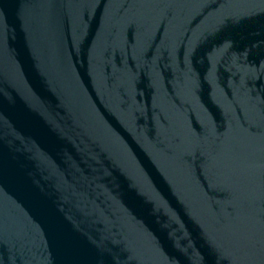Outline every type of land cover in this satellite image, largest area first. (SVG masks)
Segmentation results:
<instances>
[{"label":"water","instance_id":"water-1","mask_svg":"<svg viewBox=\"0 0 264 264\" xmlns=\"http://www.w3.org/2000/svg\"><path fill=\"white\" fill-rule=\"evenodd\" d=\"M0 264H264V0H0Z\"/></svg>","mask_w":264,"mask_h":264}]
</instances>
